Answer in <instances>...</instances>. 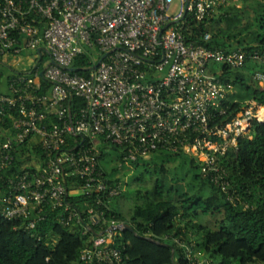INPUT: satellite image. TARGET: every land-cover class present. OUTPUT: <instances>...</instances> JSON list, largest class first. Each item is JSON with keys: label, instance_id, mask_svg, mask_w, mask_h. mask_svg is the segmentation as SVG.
I'll return each mask as SVG.
<instances>
[{"label": "built area", "instance_id": "2783aa9c", "mask_svg": "<svg viewBox=\"0 0 264 264\" xmlns=\"http://www.w3.org/2000/svg\"><path fill=\"white\" fill-rule=\"evenodd\" d=\"M176 1L179 9L173 14ZM241 3L0 0V55L14 57L24 49L35 55L30 70L7 65L1 81L0 223L31 232L48 218L49 209H57L62 224L91 233L79 253L81 264H123L125 221L110 214L123 183H111L101 163L102 153L114 146L120 168L159 152L192 156L203 178L230 201L238 199L230 194L222 157L253 121L264 122V107L250 99L223 122L233 86L221 73L224 66L242 68L248 59L264 63V54L211 45L209 32L194 42L186 30L192 21L207 22ZM95 53L107 55L99 62ZM82 56L85 72L71 70ZM252 77L264 87V72ZM40 78L51 84L49 90H41ZM74 96L84 102L75 114ZM33 143L40 150L34 155L29 152ZM74 195L87 199L86 221L68 200ZM48 234L52 238L46 243H55L56 236ZM172 239L185 247L191 264H211L194 257L193 241Z\"/></svg>", "mask_w": 264, "mask_h": 264}, {"label": "trees", "instance_id": "16d2710c", "mask_svg": "<svg viewBox=\"0 0 264 264\" xmlns=\"http://www.w3.org/2000/svg\"><path fill=\"white\" fill-rule=\"evenodd\" d=\"M260 1L259 7L264 9V0ZM249 27L245 23L244 9L232 6L222 9L207 22L192 21L190 28L186 30V37L200 42L204 33L209 32L211 45L225 50L242 47L249 51L259 50L264 54V18L260 19V31L253 34L255 44L243 42L240 38ZM100 57L101 55L99 59ZM85 63L82 56L75 60L74 65L84 73ZM246 69L264 72V63L248 59L242 68H222L223 79L229 81L233 87H238L225 101L228 108L223 122L231 120L241 112L246 101L250 99L264 107V87L259 86L253 77L252 81L249 80ZM39 81L42 91L50 89L49 82L42 78ZM83 104L82 99L74 96L73 113ZM39 151L34 143L29 149L33 155ZM110 152L115 154L114 159L120 160L119 148L114 146L111 151L102 153L101 163L110 182L117 183L123 180L124 176L119 174L123 168H106L104 161L108 158V162H111ZM163 153L171 156L182 155L159 152L132 163L136 169H143L136 180H141L145 173L156 174L157 178L152 189L138 191L144 201L134 206L129 218L112 206L118 197L124 195L123 192L110 202V214L130 223L136 230L133 232L125 229L122 232L123 264H191L186 258L185 247L176 243L172 237H179L185 244H190L195 235L199 237V242L194 244L193 250H202L213 264H264V122L253 121L249 132L241 134L235 147L222 157L231 180L230 194L238 197L234 202L203 178L200 172L195 173L194 179L199 182L200 190L205 186L210 188L211 193L207 197L200 195L199 189L190 195L184 191L182 185L169 184L168 171L164 165L167 158H162L161 163L156 161ZM189 157V164L196 170L199 169L200 165L195 158ZM22 159L23 156H20L19 164ZM151 163L153 167L150 170ZM72 186L74 187V183L70 184ZM68 200L84 214L86 221L84 202L87 199L74 195L69 196ZM59 212L57 209H49L48 218L31 232L16 230L10 222L0 223V264H81L79 253L88 244L91 233L82 234L81 225L62 224L58 220ZM201 215H211L216 220L214 223L211 219L202 222L198 219ZM48 233L56 236L55 243H46Z\"/></svg>", "mask_w": 264, "mask_h": 264}, {"label": "rangeland", "instance_id": "374dc122", "mask_svg": "<svg viewBox=\"0 0 264 264\" xmlns=\"http://www.w3.org/2000/svg\"><path fill=\"white\" fill-rule=\"evenodd\" d=\"M260 0H247L243 1L241 3L240 8L244 9V14H245V23L249 24L250 27L248 31H245L240 38L243 40V42L250 43V44H255L256 40L253 38V34L258 33L260 31V19L264 18V9H260L259 3ZM179 9V2L176 1L173 3L172 8L170 9L171 13L175 14ZM99 55L98 53H95V56L97 60H99ZM34 52L28 49H24L20 55L18 56H7L3 55L0 56V74H1V80H0V88H4V86H1V81H3L6 76V73L9 71L7 65L11 66L15 70H20V69H26L30 70L32 67H34ZM220 65L216 64V68L220 69ZM254 71H260L258 69H255ZM250 69H246V75L247 78L251 81L253 73ZM262 71V70H261ZM236 88L238 87H233L232 92L236 91ZM110 158L111 162H108V158H106V161H104V165L108 170L112 168V166H118L119 165V160L114 159L115 154L110 152ZM108 155V156H109ZM159 156V155H158ZM162 158H167L166 162L164 163L168 173H167V182L169 184H179L182 185L183 189L185 192L188 194L192 195L198 192L199 189V182L194 179L195 173L200 172L199 169L193 168L190 164V157L187 155H178V156H171L168 154L160 155L159 157L156 158V161L158 163H161ZM165 160V159H164ZM197 163V162H196ZM198 164V163H197ZM129 166V167H127ZM119 167V166H118ZM153 167V163L149 165V169L151 170ZM120 168V167H119ZM121 168L122 171L119 172L120 175H123V193L121 197H118V199L112 204V206L115 209H119L124 216L127 218L130 217V214L134 208V206L137 203H142L144 200L143 198L140 197L138 194V191L140 190L141 192H145L146 190L152 189L154 186V182L157 178L156 174H151V173H145L144 176L142 177L141 180H136L135 178L138 176V174L143 171V169L138 168L136 169L135 166L131 165H124ZM200 190V189H199ZM211 193L210 188L207 186L203 187L200 191L199 194L202 195L203 197L209 196ZM211 215L208 216H203L201 215L198 219L199 221L211 219L213 220V223L215 222V217H210ZM47 240L52 238V234L47 235ZM194 244L199 242V237L198 236H193L192 237ZM57 240V238H56ZM194 251V257L202 261L203 259H207L210 261L209 257L206 256V254L200 250L199 248H196L193 250ZM211 262V261H210ZM211 264H213L211 262Z\"/></svg>", "mask_w": 264, "mask_h": 264}, {"label": "water", "instance_id": "95a60500", "mask_svg": "<svg viewBox=\"0 0 264 264\" xmlns=\"http://www.w3.org/2000/svg\"><path fill=\"white\" fill-rule=\"evenodd\" d=\"M188 3H189V0H187V5H188ZM183 17H184V16H183ZM183 17H182V18H183ZM106 55H107V53L103 54V56L101 57V59L104 58V57H106ZM52 62L54 63V61H52ZM99 62H100V60H99ZM99 62H98V63H99ZM96 66H97V64L94 65L93 68H95ZM70 69L73 70V71L77 70L76 67H71ZM124 225H125V229H128V230H130V231L136 232L135 228H134L130 223L125 222ZM153 241H155V242H159V241L156 240V239H153Z\"/></svg>", "mask_w": 264, "mask_h": 264}, {"label": "crops", "instance_id": "0c3cea01", "mask_svg": "<svg viewBox=\"0 0 264 264\" xmlns=\"http://www.w3.org/2000/svg\"><path fill=\"white\" fill-rule=\"evenodd\" d=\"M21 70V69H20ZM1 86H4L3 84Z\"/></svg>", "mask_w": 264, "mask_h": 264}]
</instances>
